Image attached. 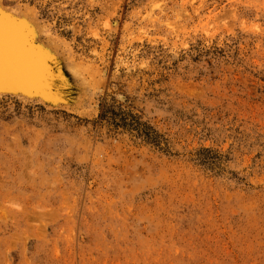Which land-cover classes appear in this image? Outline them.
<instances>
[{
  "label": "rangeland",
  "instance_id": "374dc122",
  "mask_svg": "<svg viewBox=\"0 0 264 264\" xmlns=\"http://www.w3.org/2000/svg\"><path fill=\"white\" fill-rule=\"evenodd\" d=\"M8 1L56 84L0 96V264H264V0Z\"/></svg>",
  "mask_w": 264,
  "mask_h": 264
},
{
  "label": "bare ground",
  "instance_id": "6f19581e",
  "mask_svg": "<svg viewBox=\"0 0 264 264\" xmlns=\"http://www.w3.org/2000/svg\"><path fill=\"white\" fill-rule=\"evenodd\" d=\"M11 3L0 0V96L11 95L39 102L35 98L38 94L49 100L56 84L52 86L55 57L40 44L31 21L22 17L16 8H10ZM27 93H35V97H28Z\"/></svg>",
  "mask_w": 264,
  "mask_h": 264
}]
</instances>
